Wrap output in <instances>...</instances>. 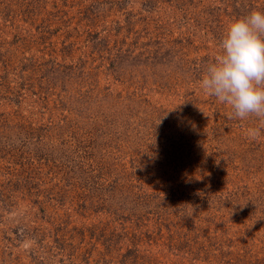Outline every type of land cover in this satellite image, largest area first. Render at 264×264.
<instances>
[{
	"label": "rangeland",
	"instance_id": "1",
	"mask_svg": "<svg viewBox=\"0 0 264 264\" xmlns=\"http://www.w3.org/2000/svg\"><path fill=\"white\" fill-rule=\"evenodd\" d=\"M253 10L0 0V264H264V125L200 88Z\"/></svg>",
	"mask_w": 264,
	"mask_h": 264
},
{
	"label": "clouds",
	"instance_id": "2",
	"mask_svg": "<svg viewBox=\"0 0 264 264\" xmlns=\"http://www.w3.org/2000/svg\"><path fill=\"white\" fill-rule=\"evenodd\" d=\"M200 88L229 108V120L255 117L264 125V10L228 25ZM256 135L253 130L250 138Z\"/></svg>",
	"mask_w": 264,
	"mask_h": 264
}]
</instances>
